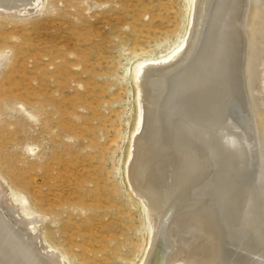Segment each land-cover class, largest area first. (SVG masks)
<instances>
[{"label": "rangeland", "instance_id": "obj_1", "mask_svg": "<svg viewBox=\"0 0 264 264\" xmlns=\"http://www.w3.org/2000/svg\"><path fill=\"white\" fill-rule=\"evenodd\" d=\"M38 2L0 11V181L64 261L138 264L149 228L125 175L131 69L185 40L191 0Z\"/></svg>", "mask_w": 264, "mask_h": 264}, {"label": "bare ground", "instance_id": "obj_2", "mask_svg": "<svg viewBox=\"0 0 264 264\" xmlns=\"http://www.w3.org/2000/svg\"><path fill=\"white\" fill-rule=\"evenodd\" d=\"M38 5L0 0V11ZM190 10L185 40L131 69L125 175L149 228L138 264H264V0ZM41 217L0 181V264H69L43 244Z\"/></svg>", "mask_w": 264, "mask_h": 264}]
</instances>
